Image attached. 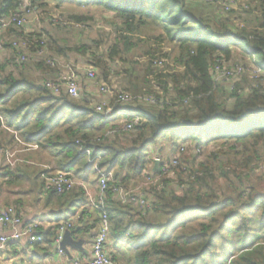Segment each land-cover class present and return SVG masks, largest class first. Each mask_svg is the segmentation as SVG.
<instances>
[{"label":"trees","instance_id":"trees-1","mask_svg":"<svg viewBox=\"0 0 264 264\" xmlns=\"http://www.w3.org/2000/svg\"><path fill=\"white\" fill-rule=\"evenodd\" d=\"M21 1L0 0V16L14 11ZM48 1L57 9L64 5L101 9L111 18L113 43L62 47L58 35L51 37L49 30L19 32L11 28L14 37L25 36L30 41L32 60L19 62L11 41H3L4 49L11 53L8 58L0 57V117H7V126L0 119V134L5 128L18 132L27 144L39 145V152L48 156L49 163L54 161L58 172L83 181L95 174L84 152L91 150L102 156L101 168L113 172L115 182L127 187L141 182L147 171L160 175L149 166L151 149L156 157L173 158L185 146L175 169L176 179H164L161 190H145L150 207L146 216H141L137 206L121 204L111 189L107 191L110 240L132 247L135 257L129 264H264V0H237L243 22L237 27L225 15L238 7L224 12L222 4L217 5L221 0H195L197 4L189 6L185 0H35V6ZM67 19L86 27L96 25V17L88 13L68 14ZM159 29L162 32L157 34ZM145 30L152 31L149 40L174 44L173 67L164 64L159 48L139 37ZM140 44L145 45L148 56L146 74L133 78L125 67L122 74L129 82H117V87L164 101L161 106L134 109L117 104L114 97L110 106L115 112H134L141 121L127 134L97 142L120 125L121 117L105 119L83 96L53 95L43 81L49 74L54 79L58 69L47 61L58 59L54 53L65 59L71 53L88 56L82 57L86 66L95 68L103 83L114 87L115 71ZM239 56L253 64L261 59L263 80L255 82L246 72L241 80L228 83V88L215 82L218 61L247 68L250 63L239 61ZM158 61L164 68H159ZM151 74H155L153 80L148 79ZM77 142L83 146L82 153ZM2 143L0 151L5 149ZM166 150L169 153L164 156ZM203 155L207 161H202ZM195 158L204 163L195 165ZM9 168L4 175H14ZM48 195L62 200L71 197L70 203L77 207L86 204L82 213L86 214L89 201L84 191L75 189L60 196L48 191ZM93 210L100 224L102 212ZM66 222L73 224L68 231L76 238L80 218L75 224L71 219ZM59 223L54 232L41 235L55 243ZM90 229L92 226L87 233Z\"/></svg>","mask_w":264,"mask_h":264},{"label":"built area","instance_id":"built-area-1","mask_svg":"<svg viewBox=\"0 0 264 264\" xmlns=\"http://www.w3.org/2000/svg\"><path fill=\"white\" fill-rule=\"evenodd\" d=\"M206 3H211L213 0H204ZM224 12H230L236 8L237 0H221ZM246 10L249 6L245 5ZM36 13L35 0H22L19 6L12 12L0 16V55L4 51L3 40L1 34L11 28H16L20 31L36 32L35 28H30L29 25L35 18L31 16ZM65 28H87L86 25L71 24L69 22H62ZM11 49L15 58L21 62H28L31 58L30 50L31 43L25 36H16L11 39ZM250 53L253 50H249ZM42 53V52H40ZM47 64L51 68L58 69L55 78L52 79V75H48L49 78L43 81V85L55 96H60L63 93H67L72 98L81 97V79L85 78L90 82H94L97 78V72L92 67L82 68L80 65H72L62 61L61 59H49ZM157 65H162V61H158ZM259 67V66H258ZM245 71H251V73H260V75H252L255 82L262 80V67L245 68L241 64L234 66H226L224 62L218 61L214 67L213 77L215 82L220 83L221 79H229L233 82L239 81L241 75ZM232 82V83H233ZM97 84V83H96ZM98 85V84H97ZM109 86L106 83H101L98 87V94L96 96L100 101L96 102L95 99H91L89 103L95 106L97 112L103 114L105 119H112L115 115L120 116L118 123L114 128L108 130L103 138L99 137L97 142L105 141L109 137H113L120 134H127L131 132L135 125L140 123L141 116L134 112L118 111L115 112L114 107H111V101L114 97L117 98V104L121 106H133L134 109H139L141 106L146 105H160L164 100L157 99L152 96H144L141 94H130L123 92L120 88L113 85ZM117 92V93H116ZM161 106V105H160ZM2 120V118L0 117ZM4 124V120H2ZM6 129V128H5ZM7 130V129H6ZM17 142L25 146V151H36L39 149L37 144H27L16 137ZM79 147V153H82L83 146L80 142H77ZM185 147H181L179 154L169 157H154L150 163V168L154 169L155 163L159 167V176L154 175L150 171L143 174V180L137 183L134 187H127L126 185H120L115 182L113 172L106 171L101 168L103 161L101 155H94L91 150H84L89 164L93 166V170L96 175L98 193L95 196L89 189V183L81 179L75 178L65 172H52L51 167L48 165H42L41 177L45 182V190L48 192H56L57 195H64L75 189L82 190L86 194V197L90 203L91 208L97 209L102 212L100 216L99 229L93 241L92 259L88 261L74 260L71 264H119L111 258V252L109 248L110 238V221L109 212L107 209V191L111 189L112 193L117 197L121 204H132L137 206L141 212V216H146L149 210V204L145 197V190L147 188H156L161 190L163 188V180L176 179L177 174L175 169L180 166V153H185ZM3 152V151H2ZM7 164L11 169H16L18 159L15 158L16 152L11 153L9 150H5ZM0 225L2 227H14L20 228L15 230L11 236H5L0 233V252L3 251L12 240H21L22 238H29L31 243L41 242L42 238L38 234V223H25L22 215L18 214L14 208H2L0 210ZM73 227L71 222H62L59 224L58 232L59 236L55 242L60 254L64 255L65 251L60 247L65 232Z\"/></svg>","mask_w":264,"mask_h":264},{"label":"crops","instance_id":"crops-1","mask_svg":"<svg viewBox=\"0 0 264 264\" xmlns=\"http://www.w3.org/2000/svg\"><path fill=\"white\" fill-rule=\"evenodd\" d=\"M36 9L38 13L42 11L39 6ZM50 28L45 29L52 32ZM13 34L14 32L10 29L4 31L1 35L2 40L11 41L14 37ZM75 55V53H71L67 59L64 58L61 60L64 62H69V60L75 62L76 59L84 62L81 56L76 55L75 57ZM80 65L85 66L83 64ZM81 85L80 93L81 96L85 97L84 99L86 101L89 102L91 99H95L96 102L100 101V99L96 98L94 89L89 80L82 78ZM94 95L95 97H92ZM9 139V136L4 137V141ZM0 141H2L1 138ZM2 144L4 148H6V142ZM12 144H14L13 141ZM9 147H12V145ZM22 156L23 159H20V161H18L19 164L16 166L17 172H14V175H4L3 172L6 171L9 165L7 164L6 155L0 154V210L2 208H14L18 214L22 215L25 223H38L40 225L38 228L40 237L42 233L54 232V228L58 226L59 222H66L67 219L72 218L71 221L75 224L77 223L75 219L80 218V231L76 234V238H73L72 235L71 238L73 241L81 243V246L79 248H69V252L67 253L65 251V254L62 255L59 253L56 244L51 242V237L42 236L41 242L34 243H31L29 238L25 237L21 240H12L7 247L0 252V264H71L74 260H91L93 241L99 229V223H96L98 217L97 212L93 210L94 208H91L89 203L86 207L87 210H85L86 214L83 215L82 213L85 207H77V203H70V201H72L71 197H68L66 200L51 198L46 190L47 194H44L43 187L45 188V182L41 177L44 170L41 166L48 165L51 167L52 172L56 173L58 170L54 161L49 163L48 156L39 152V149L36 150V154L32 155L33 157H27V153ZM39 156L42 157V160L39 159ZM31 178L34 184L30 183ZM86 182L89 183L88 186L91 192L97 196L98 185L96 175H94V173L91 174ZM38 194L42 195L36 198ZM73 206L77 207L75 209L76 213L74 214L73 211H71L69 215L63 217V214H68L69 208ZM91 226L92 229L87 233V229ZM18 229L14 227H2L0 225V233L5 236H11L15 230ZM108 245L113 251V247H110V242ZM111 254H114L117 259L118 256L116 253ZM116 262L119 263L118 260Z\"/></svg>","mask_w":264,"mask_h":264},{"label":"rangeland","instance_id":"rangeland-1","mask_svg":"<svg viewBox=\"0 0 264 264\" xmlns=\"http://www.w3.org/2000/svg\"><path fill=\"white\" fill-rule=\"evenodd\" d=\"M240 1L246 2L248 0H240ZM185 2L188 6L191 4L192 5L197 4V2L195 0H185ZM238 2H239V0H238ZM43 4L44 5H40V3L37 2V5H39V8L42 9V11L40 13H38L37 9H36V13H34L31 16V18H35V19L29 25V27L35 28V30L37 32L40 30H43L45 28L51 27L50 28L52 30V33H50V34H52L51 37H54V35H58L57 43L59 46L69 47V48H74L76 46L86 45V44L93 46L94 41H103V45H102V47H103V46H109L110 44L113 43V41L111 40V38H113V36L111 34L113 32V29H112V26H110V23H111L110 19L111 18L108 14L104 13L101 9H88L85 7L79 8V7H75L74 5H64L61 8L57 9L55 4L51 1H48V2L43 3ZM220 4H221L220 2L217 3L218 6H220ZM238 5H239V3L236 5V8L238 7ZM35 7L37 8V6H35ZM215 8L220 9V7H215ZM240 12H241V10H239V7H238L236 10H234V13H231V14L228 13L225 16L231 18L232 21L235 23V26L237 27L240 23H243L242 19L240 17ZM74 13H78L81 15H85L88 13V14L94 15L96 17V25L92 26V27H87V28H76L74 26L71 28L63 27L62 22H68L67 15L68 14H74ZM71 24H73V23H71ZM146 30L143 31L139 35V37L142 35V39L148 40L154 46V48H159V50L162 51L159 54V57L164 55V57H162L164 64H167L169 67H173L174 66V57L176 56V53H177V49L175 48L174 44L170 43L168 40H164V41H162V40L156 41L154 39L149 40L151 35H152V33H151L152 31L150 32V31H146ZM161 32L162 31L159 29V30H157L156 33L160 34ZM7 36H8V34H7ZM133 38H136V36L134 35ZM102 50H103V48H101L100 50L93 49L92 52L96 53V52H100ZM10 53H11L10 49L9 50L4 49V51L2 53L3 56L1 54L0 57L2 56V58H8L10 56ZM54 54L56 57H58V59H60V58L64 59L63 57H60V55H58L57 53H54ZM89 54H90L89 56H92L91 53H89ZM75 57H76V55H75ZM82 57L86 58L88 56L84 55ZM237 59H240L239 61L243 62L244 64L250 63V61L248 60V58H246V56H239ZM31 60H32V57L30 58V60L28 62H30ZM75 62H76V64L79 63L78 65H80V64L85 65V66L80 65V67H82V68L88 67V66H86L87 63L85 62V59H84V62L75 59ZM75 62L69 60V62H66V63L75 65ZM255 63L258 65L250 63L247 66L250 68H253L254 70H256V68L263 66L261 59H258V61H256ZM164 64L161 65V67H159V68H164ZM120 66H121V68L119 70L115 71L114 76L113 77L111 76L112 77L111 80L113 81V85H115V86H117V84H118L117 82H120V84H122V83L126 84L127 82H129L128 77L125 76L124 73L122 74L123 69L125 70V67L129 71V74H131L133 76V78L138 77V76L143 77L147 72L146 69L148 66V56H146V54H145V45L140 44L137 49H134L132 52H130V54L126 56V63L124 64V66L123 65H120ZM9 67L10 66H8L7 68L9 69ZM6 72L8 73V71H6ZM96 72H97V70H96ZM158 72H163V69L159 70ZM158 72L155 74H158ZM246 72L250 73L249 75L251 76V78L253 80H254V78L252 77V75H260V73H255V72L251 73V71H245L241 75L240 78H242V76ZM155 74H153V76ZM153 76H152V74L149 75L148 79L153 80ZM262 80H263V75H262ZM102 82H103V80H102V78H100L98 73H97L96 80L94 82H90L92 84V88L94 89V94L96 96L99 95L98 94V87ZM230 82H233V81L229 80V79H221L220 80L221 84L225 85V87L227 86L226 88L229 87L228 83H230ZM262 82L264 84V81H262ZM81 87H82V85L80 86V90H81ZM95 95L92 97H95ZM8 105H10V103ZM3 120H4V124L7 126V124H6L7 117H6V120H5V118ZM17 135L21 141L25 142L22 139L23 138L22 135L18 134V132H14V130H12V129H8L7 131L2 130V133L0 134V138H1L2 142H6L7 146L3 152L0 151V154H5V150H9L11 153L16 152L15 158L18 159L19 161H20V159H23L22 155L25 153H27V155H28L27 157H33L32 155L36 154V151L26 152L25 146L21 145L19 142H17V140H16ZM6 136H9L10 139L7 141H4V137H6ZM12 141L14 144H12ZM182 144L183 143H180L176 147V150L180 145L182 146ZM11 145H12V147H9ZM208 149H213V148H208ZM179 151H180V149H179ZM208 151H211V150H208ZM167 153H169V150H166V152L164 153V156H166ZM178 154H179V152H178ZM181 154H183V153H181ZM153 157H154V149H151L149 151V160L152 161ZM206 158H207V156H206ZM206 158L203 155L202 161H207L208 159L206 160ZM39 159L42 160V157L39 156ZM195 159H196L194 162L195 165H197L198 162L200 163V161H198L197 158H195ZM192 163H193V160H192ZM201 163H204V162H201ZM17 164H19V162ZM148 164H149V162H148ZM11 171L14 173V172H17V169H12ZM30 183L34 184L32 178L30 180ZM43 192H44V194H47L44 187H43ZM41 195L42 194H38L36 196V198L40 197ZM34 198H35V196H34ZM41 201H43V200H41ZM83 206H86V204H84ZM75 209H76V207H74V206L69 208L68 214L64 213L63 217H65L66 215H69L71 213V211H73V213H74L76 211ZM76 220L77 219H75V221ZM109 242H110V247H113V251H112V249L109 248L110 252L116 253V255L118 256L117 260L119 261L120 264H129V262L135 257L134 250L132 249V247L128 243L123 242V241H117L115 243L112 238Z\"/></svg>","mask_w":264,"mask_h":264},{"label":"water","instance_id":"water-1","mask_svg":"<svg viewBox=\"0 0 264 264\" xmlns=\"http://www.w3.org/2000/svg\"><path fill=\"white\" fill-rule=\"evenodd\" d=\"M154 171H158L159 167L158 164L155 163L154 166ZM81 246V243H77L75 241L72 240L71 238V233L69 231L65 232L64 237H63V241L61 242L60 247L66 251L67 253L69 252V248H79Z\"/></svg>","mask_w":264,"mask_h":264},{"label":"clouds","instance_id":"clouds-1","mask_svg":"<svg viewBox=\"0 0 264 264\" xmlns=\"http://www.w3.org/2000/svg\"><path fill=\"white\" fill-rule=\"evenodd\" d=\"M6 130V129H5ZM7 131V130H6Z\"/></svg>","mask_w":264,"mask_h":264}]
</instances>
